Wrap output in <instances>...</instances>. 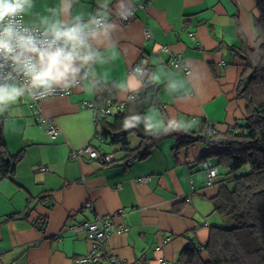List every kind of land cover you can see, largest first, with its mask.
Returning a JSON list of instances; mask_svg holds the SVG:
<instances>
[{"label": "crops", "instance_id": "0c3cea01", "mask_svg": "<svg viewBox=\"0 0 264 264\" xmlns=\"http://www.w3.org/2000/svg\"><path fill=\"white\" fill-rule=\"evenodd\" d=\"M16 1L25 24L66 34L60 53L52 45L24 49L39 70L35 87L66 91L37 102L60 130L51 137L37 121L24 85H0L2 151H22L14 174L0 176V264H77L90 241L83 229L67 230V223L121 209L111 219L104 250L128 264H171L189 239L204 244L210 225L218 223L216 217L209 223L204 218L216 212L212 195L219 186L209 181L208 171L220 167L214 157L195 159L209 145L196 141L176 157L175 138L166 136L144 157L125 161L119 142L101 144L100 122L80 101L99 91L131 107L130 94L140 88L143 76L130 67L144 56L152 66L149 79L159 84L157 98L176 127L198 132L203 121H210L223 131L245 122L246 102L236 93L240 59L230 45H253L256 0H0V6ZM121 9L131 21L118 15ZM99 11L109 21L95 27ZM162 45L180 52L190 72L174 70ZM145 114L151 128L164 126L161 107L151 106ZM126 138L129 147L140 143L136 132ZM87 142L101 150L103 145L116 149V159L102 164L86 155L71 157L72 149ZM146 175L150 178L137 180ZM183 199L181 211L173 212L172 205ZM40 216L45 222L35 225L32 221ZM121 226L126 231L117 232Z\"/></svg>", "mask_w": 264, "mask_h": 264}, {"label": "trees", "instance_id": "16d2710c", "mask_svg": "<svg viewBox=\"0 0 264 264\" xmlns=\"http://www.w3.org/2000/svg\"><path fill=\"white\" fill-rule=\"evenodd\" d=\"M256 5L258 15L253 22L256 31L253 45L250 47L244 41L230 45L233 56L240 59L236 93L246 102L245 122H236L223 131L216 130L205 121L198 132L178 128L168 120L157 98L159 84L145 78L140 88L129 95L131 107L124 103L123 109L99 123L100 142H104L101 144L119 142V150L126 151L121 157L125 161L144 157L157 140L166 136L175 138L172 149L176 157L180 149L196 141L202 140L209 145L195 161L204 162L214 157L216 165L220 167L216 171L223 179L216 181L219 186L212 198L213 210L224 221L210 225L206 242L200 244L202 249L194 239H189L171 264H264V0H256ZM99 12L109 18L107 14ZM235 28L240 36L237 21ZM228 62L222 61V64ZM167 63L172 67L168 59ZM151 106L161 107L164 126L157 130L149 126L145 114V110ZM131 132H136L140 137L136 147L128 145L126 136ZM4 147V127L0 116V176L11 177L22 151L4 154ZM97 150L110 154V159L104 162L92 158L99 163H113L116 159V149H104L103 145V150ZM183 201L173 204L171 210L180 212ZM227 221L228 225H225ZM109 256L104 251L99 262L110 264Z\"/></svg>", "mask_w": 264, "mask_h": 264}, {"label": "built area", "instance_id": "2783aa9c", "mask_svg": "<svg viewBox=\"0 0 264 264\" xmlns=\"http://www.w3.org/2000/svg\"><path fill=\"white\" fill-rule=\"evenodd\" d=\"M17 2V1H16ZM118 15L123 19L128 20L129 16L126 10L121 9L118 11ZM109 20L106 16H103L98 12L94 17L95 27H102L105 25L106 20ZM146 37L149 36V32L146 29ZM66 40V34H56L51 30L44 29L42 27L27 25L23 22L22 12L19 7V3H12L10 5L0 6V85L7 86L13 81H17L24 85L25 89L31 95L32 100L30 106H34L36 109V119L42 125H45L46 133L55 137L60 132L56 124L46 117L39 109L37 102L40 98L58 93H64L65 87H44L36 88L35 80L39 75V70L35 64L32 56L25 53V47L32 46H47L52 45L57 50V53L63 50L62 44ZM164 51H168L170 56L168 60L173 68L179 69L185 73L190 72V66L186 62L185 57L179 52H171L167 45L161 46ZM130 70L134 73H138L143 76V79L149 78L152 72V66L146 57L141 56L135 61ZM80 106L83 108H89L94 115L96 121L107 119L113 115L117 110H121L124 107L122 101L116 100L113 97H104L99 91H96L92 98L84 99L80 101ZM209 123L210 121H205ZM102 140V138H100ZM87 155L90 158L97 159L99 162L108 161L110 154L100 153L97 148L90 142H87L77 149L71 150V157H79L81 155ZM39 168L45 169L43 165H38ZM216 168H211L208 171V179L212 183L216 182L215 176L218 174ZM149 176H139L138 181L147 180ZM51 200V199H49ZM51 203V201H49ZM90 203L86 202L84 206H89ZM117 211V213H121ZM115 214L101 215L97 214L90 220L83 222H68L66 225L67 230H80L83 229L90 241L89 247L84 255L75 259L77 264H93L101 260V256L104 253V244L109 240L111 231V219ZM35 225H41L45 222V217L40 216L32 221ZM117 232L126 231V227H118ZM203 246L200 245L199 249ZM110 264H128L123 259L110 255Z\"/></svg>", "mask_w": 264, "mask_h": 264}, {"label": "rangeland", "instance_id": "374dc122", "mask_svg": "<svg viewBox=\"0 0 264 264\" xmlns=\"http://www.w3.org/2000/svg\"><path fill=\"white\" fill-rule=\"evenodd\" d=\"M128 140H129V139H128ZM110 144H112V143H110ZM108 147L111 148L110 145H108ZM209 205H211V203H209ZM215 217L218 218V223H214L215 225H216V224H219L220 222H223V221H224V219L221 218L220 214L217 213V212H212V213L206 214V215L204 216V218L207 220V223L212 222L211 220H212L213 218H215ZM199 222H202V220L199 219ZM224 224H225V222H224ZM212 225H213V224H212ZM225 225H228V221L226 222ZM168 264H169V263H168Z\"/></svg>", "mask_w": 264, "mask_h": 264}, {"label": "clouds", "instance_id": "9594fccd", "mask_svg": "<svg viewBox=\"0 0 264 264\" xmlns=\"http://www.w3.org/2000/svg\"><path fill=\"white\" fill-rule=\"evenodd\" d=\"M200 246V245H199Z\"/></svg>", "mask_w": 264, "mask_h": 264}]
</instances>
